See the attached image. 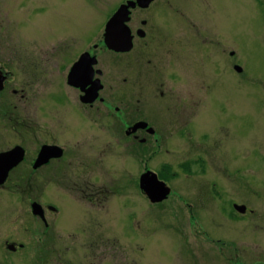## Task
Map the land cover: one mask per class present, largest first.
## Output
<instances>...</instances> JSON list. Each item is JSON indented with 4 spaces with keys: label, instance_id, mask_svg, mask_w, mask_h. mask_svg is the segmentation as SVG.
Instances as JSON below:
<instances>
[{
    "label": "rangeland",
    "instance_id": "obj_1",
    "mask_svg": "<svg viewBox=\"0 0 264 264\" xmlns=\"http://www.w3.org/2000/svg\"><path fill=\"white\" fill-rule=\"evenodd\" d=\"M217 1L213 13L205 8V17L197 2L190 16L204 17L219 36L218 45L208 40L199 51L207 88L196 97L203 95L205 106L212 107L192 128L204 147L186 155V142L165 134L161 143L171 141L170 155L157 154L150 145L141 146L139 156L132 146L140 144L125 141L115 119L97 110L100 105L83 108L74 92L70 110L64 79L58 77V66L101 39L115 0H0V64H11L12 87L24 84L27 92L23 100L11 96V86L0 93V101L12 103V123L0 121V149L28 138L29 149L53 140L72 158L71 168L55 164L34 175L36 182H50L42 189L23 188L30 170L20 167L0 187V264H264V0ZM183 46L184 64H190L197 54ZM99 54L102 70L107 57ZM130 68L123 75H133ZM199 156L205 172H199L201 163L183 173L185 161ZM164 164L172 166L169 181L159 171ZM147 169L159 172L176 196L151 204L138 188ZM76 179L95 191L107 188V200L79 201L69 187ZM211 183L223 193L222 202L205 200L200 187ZM33 200L58 211L46 213L45 234L43 223L31 215ZM232 202L246 212L230 221ZM217 239L232 242L237 257L229 245L219 252ZM5 240L24 247L6 254L11 248ZM37 250L50 256L35 258Z\"/></svg>",
    "mask_w": 264,
    "mask_h": 264
},
{
    "label": "flooded vegetation",
    "instance_id": "obj_2",
    "mask_svg": "<svg viewBox=\"0 0 264 264\" xmlns=\"http://www.w3.org/2000/svg\"><path fill=\"white\" fill-rule=\"evenodd\" d=\"M197 2V0H150L149 4L145 6L144 0H115V3L109 6V15L105 25L120 6L134 3L133 7L128 8V21L125 23L129 36L131 37L132 48L125 53L114 52L104 46L103 36H101V39L96 44H93L91 47L88 46L82 53H77L71 61L69 60L65 65L63 64L62 67L58 66V77L62 76L64 79L65 99H67L70 104L68 106L69 109L74 111V92L76 93L81 107L93 109L94 106L100 105V107H97V110H102L105 115H109L112 119H115L117 128L119 131L123 132L125 141H134L140 144L139 146H132L134 148L132 153L138 154L139 156H141L140 152L142 151V147H149L150 145L155 147L154 151L157 154L170 155L171 151L168 149V144L171 141L186 142L184 144L186 155H189L191 150H194L192 149L194 147H204L203 143L196 142L195 131H193L192 128V124L196 125L203 119L205 110L212 107L210 105L205 106V97L202 98L203 95L196 97V93L199 92L204 94L207 88L206 69H203L199 51L208 40L214 41L209 43L218 45L216 44V39L219 37L217 34V27L206 23L208 21L204 18V15L207 13L205 8L213 13L214 10H212V7L216 6L218 1L199 0L198 3H200V6L204 7H201L204 11V17L202 16L203 18L201 20L195 21L191 19L190 16L191 12L196 9ZM207 6L209 7L207 8ZM184 44L189 45L190 50L195 49L197 54L196 56L194 55L195 57L190 64H184L185 54L181 50L186 48L183 46ZM83 53L94 56L96 60V64L93 66L95 73L89 81L87 80L83 90L89 89L96 79L99 80L102 86L101 90L98 92L97 99L91 105H84L80 102V96L83 92L79 88H74V85H70L68 81V75L74 62ZM99 53H103V55L107 57L104 65L102 64V70L97 68L98 64H101ZM132 53L133 61L128 64L127 58ZM187 54L192 55V53ZM229 56L231 58L233 57L231 51L228 53L227 57ZM144 57H148L145 61V65L140 63ZM128 67H131L130 69L133 75H123V72L127 71ZM118 69L119 72H117ZM97 71L100 73H96ZM14 72L11 64H0V74L4 76V88L1 92L6 90L7 86H11L9 93L12 97L19 95L21 100L26 99L27 92L24 84H17V88L12 87L16 84ZM104 91H106V93L102 96V92ZM9 106H12L10 100H8V102L0 101V121H3L5 118L9 120L11 124L12 113L9 110ZM20 125H26L25 118H22ZM136 125H138V127L134 129ZM165 134L171 136V138L168 139ZM165 138L171 141L163 145L161 141ZM28 140H20V142L14 143L9 146V148L0 149V152H5L18 146L24 151L22 161L16 167L10 169L6 181L2 185L8 184L11 181V174L20 167L21 171L26 169L29 172L30 170L29 176L25 181H22L20 185L25 189H42L50 182L48 180L34 181L33 178L36 173L45 169H50L51 166L55 164H57V166L67 164L70 166L69 168H71L72 158H68L66 148L60 147L56 141L48 140L41 143H33L29 149L28 145L31 144V142H28ZM151 141L152 144L150 143ZM129 143L135 145V143ZM42 146L59 147L62 153L58 158H50L45 164L33 168ZM148 151L150 150H146V152ZM185 163H188L187 171L190 173L194 172L195 165L198 166L201 163L202 165L199 172H205L206 165L201 156L195 160H186ZM145 171H148V169ZM20 178L22 180V177ZM89 184L88 181L80 183L76 179L74 182L69 183V187L74 189V196L77 197L79 201H92L94 199L96 205L104 203L108 198L105 196L107 188L95 191L93 186ZM2 185H0V187ZM205 188H207L208 191H205ZM88 189L91 191L88 192ZM200 190L206 195L207 198L205 200L214 199L217 200V202H222L223 193L218 190V187L212 185V183L203 185L200 187ZM174 192L175 191L171 190L169 196L171 194L175 195ZM230 198L232 197L227 199ZM32 202L37 201L33 200L31 203ZM235 205H237L236 202H232L231 207L233 213H227L230 221L236 220L239 217V213L234 209ZM48 207V204L43 205L44 217L48 212H58L57 209L51 211ZM245 212L246 210L243 212L244 215ZM194 217L195 215L193 218ZM47 232H49V230L46 226L41 233L45 234ZM3 244L6 248L10 243L8 240H5ZM11 244L13 248L6 254L17 253L24 247L22 243L12 242ZM226 245L231 247L229 251L233 248V253L237 257L235 252L236 249L232 242L217 239L216 247L219 252H221L223 248H226ZM41 246L44 245L42 244ZM41 246L40 248H42ZM55 251L56 256L59 257V251L57 249ZM35 253V258L39 256L42 259H46L50 256V252L45 250H37ZM238 263L239 261L232 262V264Z\"/></svg>",
    "mask_w": 264,
    "mask_h": 264
},
{
    "label": "water",
    "instance_id": "obj_3",
    "mask_svg": "<svg viewBox=\"0 0 264 264\" xmlns=\"http://www.w3.org/2000/svg\"><path fill=\"white\" fill-rule=\"evenodd\" d=\"M149 2L150 0H144L145 6H147ZM133 6L134 3L120 6L107 21L103 34V44L107 49L114 52L125 53L132 48L131 37L129 36L125 23L128 21V8ZM95 64L96 60L94 56H90L88 53H83L74 63L68 75L70 85H74V88H79L83 92L80 96V102L83 104L91 105L97 99L98 92L102 88L99 80L96 79L93 81L89 89L83 90L87 80L89 81L95 73L93 70ZM234 69L238 73L241 72V69L238 66H235ZM96 73L99 74L100 72L97 71ZM2 81L3 78L0 77V89L2 88ZM136 127H138V125H136L134 129ZM61 153V150L54 146L42 148L36 163L34 164V168L46 163L50 158L59 157ZM21 159L22 150L18 147L0 153V184L5 181L8 171L15 167ZM139 186L142 193L153 204L164 201L170 193L169 188L166 187L164 183L158 181L156 175L149 171L141 175ZM235 208L241 213H243L245 209L244 206H235ZM31 211L34 216H38L42 221L46 222L44 219V211L38 203H33L31 205Z\"/></svg>",
    "mask_w": 264,
    "mask_h": 264
}]
</instances>
